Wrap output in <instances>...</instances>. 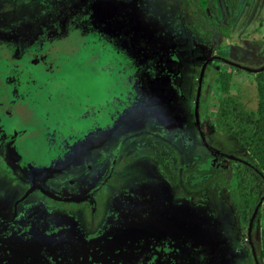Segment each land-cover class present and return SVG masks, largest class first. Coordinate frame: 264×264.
Masks as SVG:
<instances>
[{"label": "rangeland", "instance_id": "rangeland-1", "mask_svg": "<svg viewBox=\"0 0 264 264\" xmlns=\"http://www.w3.org/2000/svg\"><path fill=\"white\" fill-rule=\"evenodd\" d=\"M64 1L67 2L61 0L59 3ZM82 2L90 10L94 26L97 25L105 34L108 44L106 49L111 46L118 48V64L114 63L117 60L112 59L113 55L110 58L109 54H102L98 47H92L89 57L99 66H89L84 62L85 51L82 47L76 48L74 54L83 61V77L87 84L81 87L82 82H77L78 88L75 90L81 94L87 91L92 102L112 96L118 100V112L123 109L118 113L113 127L103 131L100 142L94 143L96 139L77 141L71 147L73 154H69L66 161L58 163L56 168L73 171L90 166L92 169L108 167L111 158L101 161L99 165L94 164V161L114 147L110 154L116 153L118 172L110 179L101 181L105 188L98 211L94 209L95 232L104 235L102 242L110 245V241L121 242L125 238L123 234L117 233V228L126 234L134 232L137 235L138 232H145L154 221L148 230L154 236L160 237L168 232L179 238L178 235L185 229L187 235L193 236L195 243H219L214 248V256L216 259L224 258L223 264H256L254 254L260 250V234L264 230V186L259 184L251 190L252 200L247 208L249 218L259 202H262L249 236L248 223L244 220L246 202L241 195L237 199L232 196V191L237 188L234 174L237 162L214 152L245 162L250 157L232 137L214 131L212 126L216 118L210 99L215 89L203 82L204 75L199 85V78L205 64V67L209 64L231 71V92L238 95L244 109L256 110L258 102L254 76L259 72L254 70L264 67V0ZM65 9V6H56L46 15L52 16L57 10L61 13L60 10ZM42 12H46L45 7H42ZM35 15L36 12L25 14L31 18ZM67 18L65 15L60 22L61 30L72 29L80 22L77 17ZM56 21L54 25H57ZM40 25L44 30L47 29L45 23ZM34 31L35 28L26 29L27 34ZM84 33L86 37L87 32ZM52 35H67V31ZM91 36L99 39L94 32H91ZM82 38L76 39V44ZM106 49L104 51L108 52ZM225 61L234 64V68L227 67L229 64ZM100 66V72L106 75L102 91L99 82L97 87L91 82L94 75H98ZM71 84L68 79L66 86L71 88ZM198 86L200 92L196 110ZM70 92L73 93V90ZM36 109L42 113L51 108L49 103L41 102ZM171 120H176L173 125L177 128L169 126L171 128L167 131L180 135L178 128L181 123L185 129L182 134L186 133L187 142L183 140L181 145L177 141L166 146L163 152L166 143L160 142ZM27 147L30 149V144ZM32 147L35 148V145ZM59 147L61 145L57 143L50 145L49 152L53 158H57L58 151L54 148ZM5 168L0 167L1 174ZM11 168L15 169L13 164ZM1 174L0 219H4L11 216L12 201L22 190L11 186ZM65 178L60 177L59 181L63 182ZM32 200L30 197L20 204L18 218L34 207L38 210L42 208ZM139 203L165 205V213L162 215L163 209L155 213L126 206ZM122 207L125 208L120 210ZM57 209L54 207L49 213L55 219L61 216ZM68 211L71 213H66V219L72 221L77 218L88 222L84 209L80 211L72 208ZM157 216L164 217L157 219ZM117 221L118 227L115 224ZM130 238L135 240L133 235ZM139 245L145 246V242L141 241ZM148 249L144 247L141 251L140 246L128 248L124 258L115 259L113 264H147ZM109 263L110 259L107 260Z\"/></svg>", "mask_w": 264, "mask_h": 264}, {"label": "flooded vegetation", "instance_id": "flooded-vegetation-1", "mask_svg": "<svg viewBox=\"0 0 264 264\" xmlns=\"http://www.w3.org/2000/svg\"><path fill=\"white\" fill-rule=\"evenodd\" d=\"M59 1L61 0H0V46L2 48L11 46L14 50L8 56L0 52V100H3L0 104V167L7 166L5 172L0 174L10 182L11 186L22 190V193L12 201L11 216L0 219V264H107L108 259H110L109 264H113L115 259L124 258L126 249H133L135 246H140L141 251L144 247L149 248L150 251L146 255L149 258L147 264L225 263L224 258L216 259L214 256V248L219 243H195L193 236L187 235L185 229L179 235L175 234L179 238L173 237L168 232L160 237L154 236L148 233L154 221L145 232H138L137 235L132 232L131 235L135 240L130 238L131 235L117 228V233L123 234L125 238L121 242L110 241V245L102 242L104 235L95 232L94 209L98 211L105 188L101 181L110 179L118 172L116 169L118 162L114 156L116 153L110 154L114 147L108 154L104 153L94 161V164L99 165L101 161L111 158L108 167L92 169L90 166L87 169L67 170L68 172L56 167L58 163L66 161L69 154H73L71 147L77 141L96 139L94 143L100 142L103 131L113 127L118 113L123 108L118 112V100L112 96L110 99L104 96L96 105L92 103L87 91L81 94L79 90H75L78 88L77 82H82L81 87L87 84L83 77L85 73L83 61L78 60L77 57L73 58V64L69 65V68L54 73L48 72L40 64L33 65L30 62L22 65L14 64L18 54L38 53L39 56L43 53L40 57H44V54L52 55V50H56L54 48H60L65 52V56H69L72 51H77L76 48L81 47L86 53L84 62L89 66L94 64L96 68L99 66L89 57L92 47H98L101 53L109 54L110 58L113 55L112 59L117 60L114 63L118 64V48L111 46L106 49L108 44L105 34L97 25L94 26L90 10L85 8V4L83 5L84 0H67L60 3ZM56 6H65L67 9L60 10L61 13L57 10L54 15L47 16L46 13L53 11ZM42 7L46 8L45 13L42 12ZM27 12H36L37 15L31 18L25 16ZM65 15L67 19L79 18V24L72 29L61 30L59 24ZM59 17L60 20L56 21ZM55 21L57 25H54ZM40 23H45L47 29L44 30ZM27 27L35 28V31L27 34ZM64 31H67V35L52 37V33ZM84 32H87L86 37ZM91 32H94L99 39L96 40L95 36H91ZM78 38L82 39L76 44ZM72 40L75 41L71 45ZM94 43L96 45H93ZM104 48L108 52H105ZM66 60L63 58V62ZM100 71L101 66L97 71L98 75L95 74L91 82L95 87L99 82V89L101 88L102 91L106 75ZM68 79L74 89L66 86ZM70 90H73V93ZM78 95H82L80 100L77 98ZM41 102L49 103L51 109L38 113L36 108ZM69 106L79 109L74 111L79 112L75 116L77 120L82 121L79 122V126L74 124L75 120ZM19 110L23 112L18 114ZM38 116L43 118L38 119ZM63 116L66 118L62 122ZM175 121L171 120L167 124L166 131L171 128L169 126L176 124ZM179 124L180 135L164 132L160 142L166 143L163 152L166 146L177 141H180L181 145L183 140L187 142L186 133L182 134L185 129L181 123ZM54 143L61 145L60 150L54 148L58 150H56L57 158L50 159L45 165L46 158H42L44 151L48 153L47 157L52 155L49 150H51L50 145ZM28 144L31 146L30 149L27 147ZM33 144L35 148L32 147ZM40 150L41 152L43 150V153L40 154ZM32 152L34 154H31ZM11 164L15 169L11 168ZM63 176L66 178L60 182L59 178ZM30 197L42 208L38 210L34 207L18 218L20 204ZM126 206L155 213L163 209L162 215L166 209L165 205L150 203ZM54 207L61 212V216L57 219L49 214ZM72 208L80 211L84 209L88 222L77 218L72 221L66 219V213H71L68 210ZM160 217L164 216H157V219ZM115 224L118 227V221ZM170 224L173 225L171 222ZM141 241L145 242V246L139 245ZM206 245L210 247L204 249ZM232 257L229 258L230 261Z\"/></svg>", "mask_w": 264, "mask_h": 264}, {"label": "trees", "instance_id": "trees-1", "mask_svg": "<svg viewBox=\"0 0 264 264\" xmlns=\"http://www.w3.org/2000/svg\"><path fill=\"white\" fill-rule=\"evenodd\" d=\"M227 67L234 68L232 65ZM203 82L215 89V94L210 99L216 118L212 126L214 131L232 137L250 157L248 164L237 162L234 171L237 188L232 191L234 199L241 195L246 202L244 220L247 224L250 219L247 208L252 200L251 190L259 184L264 186V71L254 76L258 102L255 111L244 109L238 95L231 92V71L208 64L204 70ZM256 257L259 264H264V230L260 234V250Z\"/></svg>", "mask_w": 264, "mask_h": 264}, {"label": "bare ground", "instance_id": "bare-ground-1", "mask_svg": "<svg viewBox=\"0 0 264 264\" xmlns=\"http://www.w3.org/2000/svg\"><path fill=\"white\" fill-rule=\"evenodd\" d=\"M75 40L71 41V45L72 42H74ZM48 44H51L53 42H47ZM46 43V44H47ZM1 47V46H0ZM52 47V46H51ZM56 50H52L51 54H44V57H40L43 53H40L38 56L37 54H18L14 60V64L16 65H22L24 63H32L33 65H43L45 67V69H47L48 72H58L59 70H63L69 68V65L73 64V58H75V51H70L71 53L69 54V56H65V52H63L62 49L60 48H54ZM13 48L11 46H9L8 48H2L1 47V51L4 55L8 56L9 54H11L13 52ZM68 53V52H66ZM63 58H66L67 60L63 62ZM3 103V100H0V104ZM23 111L19 110L18 114H21ZM210 245H206L204 247V249L209 248Z\"/></svg>", "mask_w": 264, "mask_h": 264}, {"label": "water", "instance_id": "water-1", "mask_svg": "<svg viewBox=\"0 0 264 264\" xmlns=\"http://www.w3.org/2000/svg\"><path fill=\"white\" fill-rule=\"evenodd\" d=\"M208 60H210V59H208ZM225 62H227V61H225ZM229 65H234V64H231V63H229V62H227ZM206 65V64H205ZM205 65H203V67H202V69H201V72H200V78H199V85H200V82H201V80H202V75L204 74L203 72H204V69H205ZM255 72H261V71H264V67L262 68V69H260V70H254ZM199 92H200V86H198V90H197V101H196V110H197V105H198V95H199ZM196 110H195V112H196ZM196 120H197V115H196ZM197 122V121H196ZM198 124V123H197ZM199 128V127H198ZM200 134H201V138H202V140H203V142H204V136H203V134H202V131H200ZM212 152V151H211ZM214 152V151H213ZM214 154H217V155H221V156H226V157H228V158H230L231 160H234V161H236V162H241V163H245V164H248L247 162H245V161H243V160H241V159H238V158H236V157H233V156H230V155H227V154H222V153H219V152H214ZM28 194V193H27ZM262 202V200L259 202V204L256 206V208L254 209V212H253V214H252V216L250 217V219H249V222H248V234H249V236H250V230H251V227H252V224H253V220H254V218H255V215H256V212H257V210L259 209V205H260V203ZM254 258H255V263L256 264H259L258 263V260H257V257H256V255L254 254Z\"/></svg>", "mask_w": 264, "mask_h": 264}, {"label": "crops", "instance_id": "crops-1", "mask_svg": "<svg viewBox=\"0 0 264 264\" xmlns=\"http://www.w3.org/2000/svg\"><path fill=\"white\" fill-rule=\"evenodd\" d=\"M67 82H68V81H67ZM62 87H63V86H62ZM80 97H82V95H78V96H77V98H79V100L81 99ZM63 100H64V98H63ZM64 101H66V100H64ZM63 103H64V102H63ZM63 103H62V104H63ZM92 103H94V104L97 105V104L99 103V101H97V102H92ZM67 107H68V106H67ZM69 107H70V106H69ZM69 109H70L71 115L74 117V120H75V123H74V124H75L76 126H79V122H82V121L77 120L76 117H75L77 114H79V112H74V111L79 110V109H77L76 107H74V108H73V107H70ZM65 118H66V117L63 116V118L61 119V121L63 122V121L65 120ZM61 121H60V122H61ZM41 153H43V150H42ZM49 153H50V152H49ZM47 154H48V153H47L46 151H44V154H43V156H42L43 159L46 158V162H44L45 165L47 164V162L50 161V159L53 158L52 155H50L49 157H47V156H46Z\"/></svg>", "mask_w": 264, "mask_h": 264}]
</instances>
